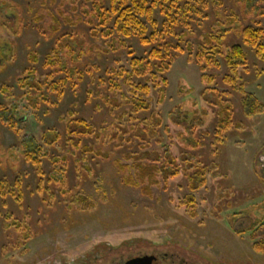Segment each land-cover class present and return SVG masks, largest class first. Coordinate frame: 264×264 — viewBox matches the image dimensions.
Here are the masks:
<instances>
[{
    "label": "rangeland",
    "instance_id": "obj_1",
    "mask_svg": "<svg viewBox=\"0 0 264 264\" xmlns=\"http://www.w3.org/2000/svg\"><path fill=\"white\" fill-rule=\"evenodd\" d=\"M70 1L64 10L66 15L76 20ZM259 1L224 0L220 17L225 19L234 12L239 15L242 24L252 25L256 14L264 10V0ZM59 3L60 0L56 4L49 1L46 5L41 0H3L0 3V54L6 55L3 67L0 66V86L5 83L13 86L15 95L22 93L16 86V80L28 65L29 51L39 52V66L44 72L42 64L55 43L46 22L54 23L52 16L58 15ZM106 4H109V0H106ZM215 13L211 4L204 10L203 16L195 17L191 22L192 33L187 39L198 43V36L211 30L217 22ZM39 14L46 15L43 21L36 18ZM156 14L159 22H162L164 17L160 11L157 10ZM247 15L251 16L245 18ZM260 21L264 27V17ZM61 30L78 32L80 37L86 39V47L99 42L89 35V28L84 22L72 25L71 21L65 20ZM237 33L239 31L230 35L229 44H242V38ZM172 40L177 42L176 39ZM127 41L140 55L150 49L143 47L137 38ZM179 44L183 47L185 43L179 41ZM245 49L251 71L249 74L243 73L242 79L246 82L247 90L264 103V73L257 71V68H264V61L258 58L253 48L245 46ZM81 60L83 68L99 67L95 72L102 76L106 67L114 65L116 60L127 66L129 58L125 51L111 55L95 48ZM208 73L216 75L221 89H229L222 83L223 76L228 73L225 64L219 70L208 69ZM167 77L170 81L167 98L160 104L165 121L174 106L186 103L188 119L198 116L203 123L198 132L203 147L190 153L198 157L211 172L207 187L196 192L197 215L192 217L181 203L191 193L185 176L170 181L167 187H155L153 198L146 197L139 189L123 183L122 175L113 163V159L121 157L124 150L115 151L112 146L100 145L98 140L86 142L108 149L111 158L89 156L83 166L92 168L91 171H86L82 165L72 164L68 172L69 188L75 195L81 193L90 196L95 206L83 209L71 202L75 195L65 196L57 188L53 189L55 199L51 200V194L37 190V176L33 166L22 156L19 138L0 121V264H47L49 259L66 258L85 250L92 243L132 240L194 243V247L199 248L204 256L212 257L215 263L264 264V253H258L252 247V237L264 233V226H260L264 223V115L247 118L240 95L234 92L235 120L240 126L227 134L223 144L215 146L212 134L215 114L202 115L200 107L201 111L194 112L192 106L193 100L199 98L205 87L200 79L198 64L189 58L187 52L177 51ZM96 84L88 77L76 90L68 88L63 100L58 101L54 97V104H44L33 114L20 112L27 119L30 133L40 144H44L45 129H64L63 118L69 111L96 125L104 119L112 120L100 98L88 100V90H95ZM152 97L154 109L156 91ZM0 103H9L1 93ZM20 104L25 106L26 101ZM205 131L208 134H204ZM25 140L35 141L32 136ZM185 144L186 147L177 143L175 152L189 153L187 147L191 142L185 141ZM29 146L33 147L34 142ZM160 148L153 143L152 149ZM53 153L59 155L61 152ZM44 165L50 174V163L45 161ZM256 169L259 174L255 172ZM18 180L23 183L20 194L22 201L13 195L14 191L17 195L20 193L15 185ZM241 229L246 231L236 233L235 230ZM23 241L25 244H22Z\"/></svg>",
    "mask_w": 264,
    "mask_h": 264
},
{
    "label": "trees",
    "instance_id": "obj_2",
    "mask_svg": "<svg viewBox=\"0 0 264 264\" xmlns=\"http://www.w3.org/2000/svg\"><path fill=\"white\" fill-rule=\"evenodd\" d=\"M41 1L43 5L49 1L54 4L58 2ZM67 3L68 0H60L58 15L52 16L54 23L46 22L51 28V32L47 34L55 39V43L42 64L44 72H41L39 66V52L31 50L28 53V65L16 80V86L22 93L15 95L13 86L6 83L0 86V93L9 100L7 104L0 103V121L19 138L22 156L33 166L37 176V190L51 194V200L55 199L54 188L65 196L75 195L69 188L70 166L76 164L84 168L83 163L87 162L89 156L111 158L110 151L102 147L109 145L115 151L124 150L121 157L113 159L123 183L139 189L146 197L153 198L155 187H167L170 181L185 176L191 193L181 203L195 217L198 203L196 192L207 187L211 172L198 157L190 153L203 147L198 135L203 123L198 116L188 119L186 103L174 106L165 121L160 104L167 98L170 85L167 74L172 69L177 51L187 52L189 58L198 64L200 79L205 87L199 98L193 100L192 106L194 112H199L201 108L202 115L210 112L215 114L216 122L212 133L215 146L223 144L227 134L240 126L235 120V104L232 99L234 92L240 95L247 118L264 115V103L247 90L246 82L242 79L243 73L249 74L251 71L245 46L253 48L258 58L264 61V27L260 21L264 17V10L256 14L254 24L244 25L234 12L225 19L220 17L224 0H109L108 5L106 0H71V9L76 16L74 20L66 15L64 8ZM211 4L218 17L217 22L212 25L211 30L198 36V43L189 41L187 38L192 33L191 22L195 17L203 16L204 10ZM157 10L164 17L162 22L157 19ZM45 17V14H39L36 18L43 21ZM59 17L63 21H71L72 25L84 22L89 28V35L99 42L95 47L92 43L86 47V39L80 37L78 32L61 30L63 21ZM200 25L203 26L202 23ZM235 31H239L237 34L241 36L242 44L228 43L230 35ZM130 38H137L143 47L150 49L146 54L140 55L128 43L127 39ZM179 41L185 43L183 47ZM95 48L111 55L125 51L129 58L128 65L116 60L114 65L106 67L102 76L96 75L95 70L100 68H83L81 60ZM0 55L2 66L6 55ZM224 64L228 70L222 78V83L229 88L226 90L218 86L216 75L208 73V69L219 70ZM257 71L262 74L264 68H257ZM88 77L97 83L95 90H88V100L100 98L108 110L107 115L113 119H104L96 125L78 116L76 112L69 111L63 118L64 129L46 128L43 134L44 144H40L35 135L30 133L27 119L20 112L33 114L44 104H54V97L58 101L63 100L68 88L76 90ZM154 91L157 97L153 109ZM22 101H26L25 106L20 104ZM212 109L216 111L213 112ZM175 129L178 131L175 132ZM204 134L208 132L205 131ZM29 136L35 141H26ZM88 140H98L102 146L89 144L86 142ZM185 141L191 142L187 147L189 153L177 154L174 150L176 144L186 147ZM33 142L34 146H29ZM153 143L161 148L152 149ZM53 151L61 153L56 155ZM45 161L51 165L50 174L46 171ZM215 166L213 163V167ZM84 169L92 170L88 166ZM255 172L259 174L257 169ZM15 185L20 193L17 195L14 191L13 195L22 201V180L15 182ZM71 202L83 209L95 206L90 196L81 193L76 194ZM260 226L263 227L264 223ZM235 231L242 233L246 230ZM252 239L253 249L263 254L264 233Z\"/></svg>",
    "mask_w": 264,
    "mask_h": 264
},
{
    "label": "flooded vegetation",
    "instance_id": "obj_3",
    "mask_svg": "<svg viewBox=\"0 0 264 264\" xmlns=\"http://www.w3.org/2000/svg\"><path fill=\"white\" fill-rule=\"evenodd\" d=\"M47 264H219L204 256L194 243L123 241L92 243L66 258ZM223 264V263H222ZM237 264V263H229ZM243 264V263H241Z\"/></svg>",
    "mask_w": 264,
    "mask_h": 264
}]
</instances>
